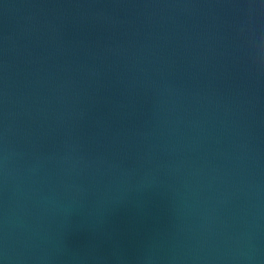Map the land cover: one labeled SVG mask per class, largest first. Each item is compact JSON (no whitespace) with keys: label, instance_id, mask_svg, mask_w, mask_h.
<instances>
[{"label":"water","instance_id":"obj_1","mask_svg":"<svg viewBox=\"0 0 264 264\" xmlns=\"http://www.w3.org/2000/svg\"><path fill=\"white\" fill-rule=\"evenodd\" d=\"M0 264H264V0H0Z\"/></svg>","mask_w":264,"mask_h":264}]
</instances>
